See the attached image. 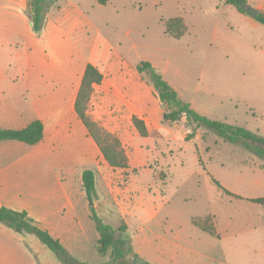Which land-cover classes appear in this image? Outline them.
I'll list each match as a JSON object with an SVG mask.
<instances>
[{
	"label": "crops",
	"instance_id": "obj_1",
	"mask_svg": "<svg viewBox=\"0 0 264 264\" xmlns=\"http://www.w3.org/2000/svg\"><path fill=\"white\" fill-rule=\"evenodd\" d=\"M246 2L250 8L264 13V0ZM223 6L232 7L225 0H110L104 6L98 5L96 0H52L46 6L43 29L36 34L27 15L28 0H0V130H20L34 121H40L43 126L42 140L36 145L0 141V207L26 212L69 251L92 225L81 181L82 173L91 170L97 196L93 203L96 211L126 222L134 218L138 230L143 228L141 225L149 224L151 231L158 226V221L161 224L164 221V233L159 236L161 242L151 248L166 264H229L214 257L220 239L212 207L225 195L213 183L216 181L238 197L233 198L237 202L253 208L249 210L250 216L256 220L250 223L248 232L264 233V205L252 202L264 198V166L260 162L242 161L226 166L213 161L212 168L197 162L198 168L187 177L194 180L196 195L207 206L202 213L190 216L174 209L160 212L152 199L148 207L141 201L134 204L131 213L123 200L116 197L107 204L105 196L112 190L114 174L128 169H136L138 173L140 167L134 164L141 161L144 152L139 151L135 162L127 157V169L98 165L95 158L101 159L102 155L74 109L85 67L90 64L102 75L101 83L93 85V90L99 87L101 92V102L94 105L99 119L114 123L120 136L128 124V129L141 138L132 124V118L136 117L146 127L147 136L142 138L151 139L150 147H156L153 140L159 139L168 151L172 148L174 152H182L191 147L196 157L202 146L200 128L190 126L184 118L176 123H163L165 106L157 99L152 86L142 80L136 66L141 61L150 63L176 93L177 82L170 76L182 78L181 69L177 66L170 69V59H165L161 68L151 59L135 61L122 46L123 37L131 36L147 9L155 13L163 26L167 20H182L186 29L176 40L198 42L205 35L208 42H212L218 35L219 10ZM242 17L238 20L240 26L263 32L254 18ZM163 30L168 35L165 27ZM178 96L197 112L192 101L184 99L182 93ZM191 128H194L193 136L186 139ZM72 140H79L78 152L70 145ZM45 159L50 160L49 170L45 169ZM77 164L82 166L78 171ZM176 166L184 167L180 162L171 169L176 170ZM166 167L169 170V163ZM169 171L165 186L174 184L175 171ZM171 198L172 195L164 194L166 207ZM257 206H263V212ZM205 218L213 219L215 235L192 222ZM13 235L10 228L0 223V251L5 254V264H10L14 250L18 252L17 264H23L25 255L22 253L27 251L22 245V236L18 234L21 237L17 236L18 245L14 248ZM153 259L154 256L149 255L150 263Z\"/></svg>",
	"mask_w": 264,
	"mask_h": 264
},
{
	"label": "rangeland",
	"instance_id": "obj_2",
	"mask_svg": "<svg viewBox=\"0 0 264 264\" xmlns=\"http://www.w3.org/2000/svg\"><path fill=\"white\" fill-rule=\"evenodd\" d=\"M206 14L209 12L206 11ZM219 14V31L212 42H208V37L205 35L202 38L206 41L200 37L198 42H190L165 35L164 26L155 18V13L145 9L138 27L134 29L131 36L123 37L121 34L124 40L122 46L136 59L135 61L139 58L151 59L157 62L160 68L164 65L165 59H170L172 62L170 69H175L174 67L177 66L182 71V78L170 76L177 82V94L182 93L184 99L192 101L198 113H202L210 120L240 127L264 138V26L260 25L263 30L259 29L263 32L240 26L238 20L245 15L239 14L229 6H223ZM251 36L253 38L248 39ZM142 80L150 85L146 77H142ZM182 87L186 90H182ZM88 102L86 115L89 120L100 129L116 136L132 162L138 160L139 151L144 152L141 161L134 164L135 167H140L138 173L136 169L115 173L112 190L106 192L105 196L107 204H110L111 199L115 197L123 200L126 210L130 213L134 204H138L139 201L146 203L148 207L150 199L154 201V205L160 212L174 209L188 213L190 216L202 213L207 206L196 195L197 188L194 180L187 177L198 168L199 160L201 165L205 164L207 168H212L213 161L226 166H235L242 161H252L263 163L264 166V158L259 159L246 149L243 141L231 144L225 142L216 133L203 128H200L202 146L199 153L197 152V159L191 147H187L182 152H174L172 148L168 151L165 143L159 139L153 140L156 141V147L154 145L150 147L148 144L151 139L140 138L133 134L128 129V124L125 125L124 132L120 136L114 128V123L99 119L97 116L99 113L94 108L97 102H101L99 87L93 90ZM164 110L168 111L165 107ZM93 118H96L97 122H94ZM192 131L194 128L190 129V134ZM70 145L77 152L79 151V140H72ZM96 150L99 151L97 146ZM95 159L98 165L109 166L103 157L100 159L98 156ZM143 162H145L144 166H142ZM180 162L183 163V168L176 166V170L171 169L173 164L178 165ZM166 163H169V170L175 171L176 174L174 184L168 186L165 185L169 180L170 171L167 170ZM49 165L50 160L45 159L46 170L50 169ZM81 167L77 164V171ZM164 194L167 197L172 195L168 207L165 206ZM87 202L89 205V201ZM110 206L106 207L111 208ZM257 207L263 212V206ZM250 208L252 207L225 195H222L219 202L213 204L212 210H215L216 216L215 226L220 239L214 250V257L220 262L264 264V233L258 230L248 232L250 223L256 220L255 217L250 216L249 210L253 209ZM95 213L103 224L109 225L114 230H117L121 224H126V231L128 229L129 231L125 233V236L129 239L133 252L141 260L150 263L149 255H153L154 259L150 264L155 262L166 264L165 260L159 258L153 250L161 242L159 236L164 233V221L163 224L158 221V226L153 227L151 231L149 224L141 225L143 228L139 227L138 230V223L134 218H128L127 225V222L121 218H114L112 215L96 210ZM89 220L92 224L90 229L87 228L86 234L78 238L75 246L67 250L68 253L85 264H132L131 255L120 261H112L110 252L104 257L96 253L95 243L98 233L93 221ZM207 224L208 228H214L213 219L208 220ZM12 232L14 248L18 245L16 238L22 236V245L27 251L22 253L25 255L23 264H62L54 253L42 245L34 235L19 234L21 235L19 236L13 230ZM210 253L213 254V252ZM17 255L18 252L14 250L10 264H17ZM5 261V254L0 251V264H5Z\"/></svg>",
	"mask_w": 264,
	"mask_h": 264
},
{
	"label": "trees",
	"instance_id": "obj_3",
	"mask_svg": "<svg viewBox=\"0 0 264 264\" xmlns=\"http://www.w3.org/2000/svg\"><path fill=\"white\" fill-rule=\"evenodd\" d=\"M110 0H96L98 5L104 6ZM52 0H28L27 15L32 23V28L36 34H40L44 25V13L46 6ZM227 5L234 7L239 13L248 15L250 8L246 0H225ZM254 20L264 26V13L259 12ZM165 32L171 37L178 39L183 36L185 26L181 19H171L164 22ZM136 71L142 77H146L148 83L152 86L159 102L164 105L168 111L162 115L163 123H176L184 118L190 126L203 128L216 133L225 142L234 144L243 141L246 149L251 151L259 159L264 158V138L259 137L243 128L229 125L223 122L213 121L202 116L190 108L189 104L183 102L175 90H173L163 77L146 61H141L136 66ZM102 81V75L90 64H87L78 89L74 109L78 119L84 125L87 133L98 147L106 163L115 169H127L128 158L125 150L122 148L118 138L91 122L86 115L88 101L93 92V85H99ZM132 124L141 137L147 136L146 127L142 120L133 117ZM192 134L186 136L189 139ZM43 137V126L40 121H34L20 130H0V141H18L28 146L38 144ZM250 143H248V142ZM199 164L201 162L199 160ZM82 188L87 201H94L96 198L94 173L91 170H85L81 175ZM225 195L238 198L222 188L219 183L213 181ZM258 205H264V198H258L252 201ZM90 219L93 221L98 237L95 243L96 253L104 257L108 252L112 261H120L126 256H132V264H149L141 260L133 252L129 239L125 236L126 226L121 224L117 230L109 225L103 224L95 213L94 207L89 206ZM193 220L195 226L200 227L210 235H215L214 228L207 227V221ZM0 223L12 229L17 234L34 235L38 241L50 250L62 264H85L74 257L63 247L60 241L51 236L46 230L40 228L35 221L24 211L18 212L0 207ZM109 264V263H104Z\"/></svg>",
	"mask_w": 264,
	"mask_h": 264
},
{
	"label": "water",
	"instance_id": "obj_4",
	"mask_svg": "<svg viewBox=\"0 0 264 264\" xmlns=\"http://www.w3.org/2000/svg\"><path fill=\"white\" fill-rule=\"evenodd\" d=\"M247 14L251 17V18H255V16L258 14V10L254 9V8H249L247 10ZM92 205V201H89V206Z\"/></svg>",
	"mask_w": 264,
	"mask_h": 264
}]
</instances>
